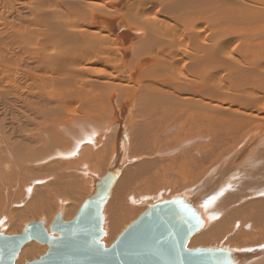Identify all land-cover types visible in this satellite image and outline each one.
I'll use <instances>...</instances> for the list:
<instances>
[{
	"label": "bare ground",
	"instance_id": "bare-ground-1",
	"mask_svg": "<svg viewBox=\"0 0 264 264\" xmlns=\"http://www.w3.org/2000/svg\"><path fill=\"white\" fill-rule=\"evenodd\" d=\"M103 4L0 0V228L19 236L25 222L40 220L50 232L60 211L72 221L107 174L124 135L125 166L104 210L107 246L148 209L130 207L131 194L155 193L160 180L175 173L191 184L163 200L204 190L191 200L205 225L188 248L242 251L240 264H264V239L242 236H257L256 227L264 226V186L240 204L228 195L233 179L264 159V0ZM184 113L179 138L212 134L217 150L237 147L206 173L203 164L214 154L194 163L130 165L132 158L159 156L156 146L176 130L170 121ZM88 176L90 190L83 181ZM39 178L43 185H36ZM139 195L138 204L149 205L151 195ZM47 248L32 241L16 263L39 259Z\"/></svg>",
	"mask_w": 264,
	"mask_h": 264
},
{
	"label": "water",
	"instance_id": "water-1",
	"mask_svg": "<svg viewBox=\"0 0 264 264\" xmlns=\"http://www.w3.org/2000/svg\"><path fill=\"white\" fill-rule=\"evenodd\" d=\"M118 153L104 178L98 179L93 191L72 221H64L60 211L50 232L45 221L26 225L23 234L0 233V264H17L21 249L35 241L47 245L39 259L24 264H240L242 251L223 248L189 249L191 237L205 225L197 199L204 190L163 200L151 205L110 246H107L105 207L125 166L128 137L122 135ZM203 195V194H202Z\"/></svg>",
	"mask_w": 264,
	"mask_h": 264
},
{
	"label": "rangeland",
	"instance_id": "rangeland-1",
	"mask_svg": "<svg viewBox=\"0 0 264 264\" xmlns=\"http://www.w3.org/2000/svg\"><path fill=\"white\" fill-rule=\"evenodd\" d=\"M100 1L104 2V4H103L104 8H107V9L113 8L111 6V3L114 0H100ZM88 8H89L88 9L89 11L95 12L98 15L100 14L99 11L96 10L95 8H92V7H88ZM91 22H97V20L92 19ZM95 25H98V23L94 24V26ZM91 26H93V25H91ZM98 26H100V25H98ZM136 26L138 27L137 24H136ZM101 28L105 29L103 27H101ZM32 61H34V60L29 59V58L27 59L26 65L29 68H31ZM106 70H107L106 67L102 68V71H106ZM75 111H76V105H72L68 109V111L66 112V116L68 118L73 116ZM66 116L64 115L65 118H66ZM185 118H186V114L184 113L182 117L176 118L173 122L170 121V126H175L176 130L173 129L171 134L168 135L169 141L161 142L160 144H158L156 146V148L159 152V156H156V155L155 156H144L142 159L137 160V161H134L133 158L131 157L132 160L130 162V165H132V166L133 165H139L141 162L153 161V160H157V159H160L161 161L162 160H168L169 164H177L179 162H183V161H187V160L190 163H194V162L199 161V159L202 156H205L207 154H214V156L211 160H208V162L203 164V168H204V171L206 173L211 167H213L218 162V160L225 158L227 156L228 152L233 151L237 147V146H235L228 151L225 150L226 147H222L221 149L217 150V145L213 142V135L212 134L200 135V138H198V134L195 132V135L197 136V138H195L192 134H188V133L186 134V136H182L181 138H179L177 128H181L182 126H184L186 124ZM135 122H136V119H135ZM178 146H180V147H178ZM174 150H176V151L173 153H169V151L172 152ZM72 160L75 161L76 159H72ZM54 161H59V159L49 160L46 163H51ZM62 161H64V160H62ZM95 161H96V158H95ZM81 163L89 164V160L87 162H79V163L77 162V167ZM32 169H34V168H32ZM72 170H76V168L73 167ZM91 171H92L91 172L92 175L100 177L97 172H94V170H91ZM26 177H28L27 174H26ZM165 177H166L165 179L160 180L159 183L161 185H159V189L155 193L133 192V194H131L132 195L131 197L134 199V201L129 202V206L134 207V208H140V209H144L145 207H148V205H146V204H143V205L138 204L137 200H138L139 196H141L139 194L151 195V196H149V199H148L149 202H147V203H149V205H151V204L155 203V200H159L157 202H160V201H163L164 198L172 196L175 192L178 194L179 192H181L182 190H184L185 188H187L191 184L190 180L181 179V178L177 177L175 173H170V174L166 175ZM45 179H47V178H45ZM37 181H39V182L42 181V183H39V182L36 183L35 182L36 185H43L45 182L44 178H39ZM83 181L85 182V186L88 187L90 190V188H92V185L94 182L93 178L91 176L90 177L89 176L84 177ZM181 186H184V187L181 188ZM260 186H264V159L261 160L260 162H258L252 169L246 170L244 168L243 174L241 176L233 179V184H232L233 189L228 192V195H232L234 197V202H237V201L241 200L242 197H246L248 195H249V199H250V193H252L253 190L257 189ZM159 195H161V197H160L161 199L163 197L164 198L162 200L160 198L151 200V198H154L155 196H159ZM162 195H164V196H162ZM249 199L246 201H249ZM246 201H244V203ZM242 202L243 201L241 200L238 204H240ZM245 205H242V206H245ZM25 206H26V203H20L17 207L22 208ZM145 210H146V208H145ZM244 218L249 220V216H244ZM30 221L25 222L23 225L26 226L27 224L35 222L36 220L35 221L30 220ZM4 227L2 226L0 228V231L2 233H5L6 236H13L10 234V230H7ZM105 227H106V224H105ZM236 227H237V229H239L240 225L237 224ZM256 228L258 230V233H257L258 237L257 236H246V235H242V236H244V238L248 241H253L254 238H256L259 241L261 239H264V237L262 236V234H264V226H257ZM105 230H106V228H105ZM35 243L40 245V246H46V245L39 244L38 242H35ZM248 246H251V245H248ZM26 261H23V263Z\"/></svg>",
	"mask_w": 264,
	"mask_h": 264
}]
</instances>
